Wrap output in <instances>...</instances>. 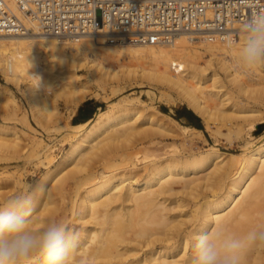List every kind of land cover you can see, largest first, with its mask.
Wrapping results in <instances>:
<instances>
[{
    "label": "bare ground",
    "instance_id": "6f19581e",
    "mask_svg": "<svg viewBox=\"0 0 264 264\" xmlns=\"http://www.w3.org/2000/svg\"><path fill=\"white\" fill-rule=\"evenodd\" d=\"M27 25L31 30L26 33L0 34V72L6 81L32 80L28 89L38 112L47 113L50 108L46 82H53L58 74L75 75L85 65L94 79L101 80L109 67L103 66L100 57L123 59L118 66L126 77L149 78L176 90L204 117L206 128L215 111L203 103L199 93L216 97L215 109L228 102L225 99L232 96L231 90L256 102L264 99V66L251 72L237 70L233 63L236 50L227 47V40L193 43L196 40L183 31L170 44L122 45L89 35L72 39L37 30L31 22ZM243 39L241 33L236 40ZM201 58H206L203 64ZM32 75L41 76L42 89L35 88ZM244 76L251 78L250 84ZM10 98L12 91L0 82V106L6 108ZM241 106L244 117L260 111L245 103ZM96 113L79 127L67 153L32 186L31 230L39 232L55 220L59 213L55 206L63 202L75 214L79 242L68 264H193V247L200 234L222 231L240 237L264 227V142L253 145L247 141L236 165L224 161L226 151L216 146L200 155L177 154L175 147L161 154L153 135H165L172 127L152 124L148 116L146 123L150 124L142 131L137 125L140 114L131 107ZM146 134H150V143L138 147L137 137ZM11 142L0 139L1 145L15 148ZM93 158L101 162L100 167L93 169ZM42 185L47 187L46 195L37 191ZM5 195L0 196V205L10 197ZM263 259L264 249H254L243 254L242 264H260ZM29 264L44 261L36 254Z\"/></svg>",
    "mask_w": 264,
    "mask_h": 264
},
{
    "label": "rangeland",
    "instance_id": "374dc122",
    "mask_svg": "<svg viewBox=\"0 0 264 264\" xmlns=\"http://www.w3.org/2000/svg\"><path fill=\"white\" fill-rule=\"evenodd\" d=\"M196 41L190 42L206 43L202 40ZM126 44L122 43V45ZM90 57L93 58L94 55H90ZM98 59L101 63L103 62L105 68L109 67L107 74L102 72V75H104L101 76V80L94 79L89 68L80 65L75 75L60 73L53 79V82H46L52 88L49 94L50 99H48L51 106L48 108L47 113L38 112L34 104L28 89L29 83L32 82L31 79L22 78L16 83L6 81L5 76L0 72V82L12 91V98L8 100V106L6 108L0 106V129L2 127L0 139L8 138L12 141L11 143L16 144L15 148L0 144L1 195L11 196L29 186L33 190L32 186L37 178L44 175L48 169L53 168L67 153L70 142L77 138L79 127L85 123H71V114L87 98L104 100L102 111H116L131 107L133 113L140 114L141 120L137 125L141 130L148 128L150 124L147 126L148 121L146 119L148 116L152 117V124L158 122L169 128L172 127L174 131L170 129L168 133L165 132V135L162 133V135H153L155 145L160 147L157 152L161 154L175 147V150L178 148L177 154H183L184 156L200 155L216 146L220 150L226 151L227 154L221 156L224 161L229 159L226 162L230 161L229 163H235L234 165H236L239 155L245 151L247 141L252 142L253 145L264 142V99L256 102L253 99L246 98L245 94L231 90L230 95L232 96L225 99L228 102L220 106L219 109H215L218 99L199 93L203 103L215 111L214 115L208 120L207 128L204 117L199 112L194 111L200 116L199 122L203 126V129H201L184 124L183 119L178 120L173 116L177 109L185 112V108L190 107L176 90L169 89L149 78H138L135 75L126 77L124 71L118 66L123 59L117 60L118 62L115 58L113 60H111L112 58L102 59L101 57ZM205 60L206 58H201L200 63L203 64ZM93 62L91 61V63ZM43 73L46 74L47 71ZM113 73L117 76H114ZM249 78L244 76L243 80L246 84H250L251 78ZM206 86L211 87V82H206ZM45 88L43 87V89ZM222 89L225 90L226 88L223 87ZM231 103H235V105L231 106ZM242 103L260 108V111L254 116H241L244 108L241 106ZM164 107L167 111L163 110ZM227 113L231 114L230 117L227 116ZM8 127L9 129H7ZM238 128L241 132H238ZM149 135L140 137L141 139L136 135L139 142L137 146L140 147L141 144L148 145L151 141L150 138L147 140ZM146 140L147 142H145ZM96 160L97 158L92 160V163L94 161L96 163L93 164V169L101 166V162L99 163ZM206 171L204 170V172ZM48 182L50 183V181ZM49 183L46 186H49ZM71 183L72 179L70 178L65 183L66 187L70 188ZM55 197L57 198V204H59L61 201L57 196ZM63 203L61 204L63 205ZM62 205L55 206L59 207V210L57 208L59 213H55V220L61 222V219H64L63 224L69 230H74L78 224L75 220V214L73 213L72 216L67 202H65L67 206ZM63 214H65L64 218ZM260 264H264V259Z\"/></svg>",
    "mask_w": 264,
    "mask_h": 264
},
{
    "label": "built area",
    "instance_id": "2783aa9c",
    "mask_svg": "<svg viewBox=\"0 0 264 264\" xmlns=\"http://www.w3.org/2000/svg\"><path fill=\"white\" fill-rule=\"evenodd\" d=\"M264 13V0H0V34L37 30L109 43L170 44L178 33L191 40H236L242 23Z\"/></svg>",
    "mask_w": 264,
    "mask_h": 264
},
{
    "label": "clouds",
    "instance_id": "9594fccd",
    "mask_svg": "<svg viewBox=\"0 0 264 264\" xmlns=\"http://www.w3.org/2000/svg\"><path fill=\"white\" fill-rule=\"evenodd\" d=\"M240 31L243 41L227 37V47L235 48L234 66L242 72H251L264 66V13H256L246 19ZM11 70V66H9ZM35 88L42 86V78L32 75ZM48 92L52 91L49 86ZM47 194V187L37 190ZM35 193L31 187L20 190L0 205V264H29L39 254L44 264H68L76 250L79 233L66 225L50 220L39 231L29 228L33 215ZM254 249H264V227L250 229L240 237H229L222 231L205 232L196 240L193 264H242L243 254Z\"/></svg>",
    "mask_w": 264,
    "mask_h": 264
},
{
    "label": "crops",
    "instance_id": "0c3cea01",
    "mask_svg": "<svg viewBox=\"0 0 264 264\" xmlns=\"http://www.w3.org/2000/svg\"><path fill=\"white\" fill-rule=\"evenodd\" d=\"M104 100L99 98H87L83 100L76 109L73 110L71 114V123L73 124H80L87 122L94 118V116L97 114L99 110L104 105ZM198 114L194 112L190 107L185 108V113L182 117V119L186 122L189 121H200L198 118ZM200 117V116H199Z\"/></svg>",
    "mask_w": 264,
    "mask_h": 264
},
{
    "label": "trees",
    "instance_id": "16d2710c",
    "mask_svg": "<svg viewBox=\"0 0 264 264\" xmlns=\"http://www.w3.org/2000/svg\"><path fill=\"white\" fill-rule=\"evenodd\" d=\"M164 111H167L166 107L163 108ZM184 111L180 110V109H177L176 112L173 114V116L175 118H177L178 120H181L183 115H184ZM198 118L200 119V117L198 116ZM184 124H188V125H193V126H196L198 128H201L203 129V126L200 122L198 121H189V122H183Z\"/></svg>",
    "mask_w": 264,
    "mask_h": 264
}]
</instances>
